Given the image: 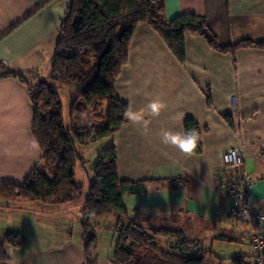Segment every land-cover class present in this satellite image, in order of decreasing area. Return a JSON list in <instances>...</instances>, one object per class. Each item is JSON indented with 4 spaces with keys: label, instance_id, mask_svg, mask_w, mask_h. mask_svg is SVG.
Masks as SVG:
<instances>
[{
    "label": "crops",
    "instance_id": "1",
    "mask_svg": "<svg viewBox=\"0 0 264 264\" xmlns=\"http://www.w3.org/2000/svg\"><path fill=\"white\" fill-rule=\"evenodd\" d=\"M69 1L0 0V185L23 184L40 160L26 85L48 80ZM159 1L168 21L186 14L206 18L221 46L264 41V0ZM184 52L181 65L148 24L136 26L126 64L114 83L115 94L134 111L146 109L153 100L166 107L159 116L145 112L147 129L127 120L89 159L93 164L113 142L118 180L148 181L141 194L122 198L127 212L150 218L147 226L152 230L178 231L200 243L212 253L207 264H232L239 258L254 264L252 228L229 217L225 184L229 177L247 172L255 182L254 207L264 212V50L223 54L210 48L204 37L186 33ZM7 73L16 78L2 77ZM224 117H230L231 124ZM186 120L200 129L199 155L162 142L164 131L184 133ZM232 147L243 150L241 167L222 164L223 151ZM79 183L82 203L26 201L6 206L0 197V240L11 233L26 240L19 248L5 245L6 264H87L80 226L87 190ZM89 261L111 264V258L103 260L98 254Z\"/></svg>",
    "mask_w": 264,
    "mask_h": 264
},
{
    "label": "trees",
    "instance_id": "2",
    "mask_svg": "<svg viewBox=\"0 0 264 264\" xmlns=\"http://www.w3.org/2000/svg\"><path fill=\"white\" fill-rule=\"evenodd\" d=\"M140 23L152 28L181 65L185 59L186 33L204 37L210 48L223 54L233 55L236 50L248 48L264 50V41L245 40L221 46L206 18L201 16L179 15L168 21L159 0H70L60 20L48 80L26 85L33 106L32 135L41 157L23 184L0 185V197L4 201L63 204L82 198L83 187L75 178V169L78 165L84 168L87 161L82 158L80 148L113 140L127 121L124 113L128 105L117 98L114 83L126 64L134 30ZM2 77L16 78V75L7 73ZM64 86L77 90L69 108V127L64 125L57 92ZM206 99L211 107L209 92ZM89 108L94 112L103 108L102 114L96 116L97 124L84 123ZM224 120L231 124L230 117ZM193 129L199 140L191 154L199 155L202 153L200 129L194 121H184V132ZM92 165L80 224L87 264H92L89 248L95 243L92 221L108 213L114 216L115 227L111 231L117 237L111 264H207L212 253L202 249L200 243L187 240L178 231L152 230L147 226L150 218L124 209L122 198L141 194L148 181L118 180L113 142ZM161 237L173 241L172 251L160 248ZM25 241L20 234H7L0 241V264L9 261L5 245L19 248ZM232 264L244 263L239 258Z\"/></svg>",
    "mask_w": 264,
    "mask_h": 264
},
{
    "label": "built area",
    "instance_id": "3",
    "mask_svg": "<svg viewBox=\"0 0 264 264\" xmlns=\"http://www.w3.org/2000/svg\"><path fill=\"white\" fill-rule=\"evenodd\" d=\"M222 164L226 167H241L244 161L243 150L239 147L227 148L222 153ZM255 182L247 172L229 177L225 191L229 196L228 215L232 219L250 225L251 250L254 253V264H264V212L253 204L252 191Z\"/></svg>",
    "mask_w": 264,
    "mask_h": 264
},
{
    "label": "rangeland",
    "instance_id": "4",
    "mask_svg": "<svg viewBox=\"0 0 264 264\" xmlns=\"http://www.w3.org/2000/svg\"><path fill=\"white\" fill-rule=\"evenodd\" d=\"M69 90H66L64 88L57 89V92L60 96L61 102H62V114H63V120L65 127H69V108L70 105L75 97V93L77 90L71 86H64ZM129 108V107H128ZM103 108H101L99 111L94 112L89 108L88 113L84 117V123H93L97 124L98 120L96 118L97 115L102 114ZM103 143L101 141L89 143L87 146H82L80 148L81 156L84 160L88 161L83 167L81 168V165L76 166L75 169V175L79 182H84V190H87V178L92 177L91 168L93 167L92 162L90 161V157L92 153L95 151L97 152L99 149L103 147ZM102 151L101 153H103ZM97 154V153H96ZM94 154V155H96ZM83 200L78 201V203H82ZM5 203V202H2ZM6 206L13 205L11 202H6ZM102 218L98 220L95 218L93 223L91 224L94 228V235H95V243L94 246H90L89 253L90 255H97L100 259H105L107 257L111 258L113 257V247H114V241L116 243L117 237L116 234L113 231V228L115 227V219L113 214H103L101 216ZM97 221V222H95ZM95 228H98L95 232ZM160 242V248L162 250H168L172 251L173 242L170 238L167 237H161L159 238ZM1 241V240H0ZM252 251V250H251ZM253 253V252H252ZM254 254V253H253Z\"/></svg>",
    "mask_w": 264,
    "mask_h": 264
},
{
    "label": "clouds",
    "instance_id": "5",
    "mask_svg": "<svg viewBox=\"0 0 264 264\" xmlns=\"http://www.w3.org/2000/svg\"><path fill=\"white\" fill-rule=\"evenodd\" d=\"M166 105L160 100H153L147 104L146 109H141L140 111H134L129 107L128 111L124 113L127 120L133 123H143L144 128L147 129L150 121L144 119L145 112L153 116H159L161 110L164 109ZM199 140L198 133L196 130L186 131L184 133H172L169 131L162 132V142L165 144H172L177 146L182 152L191 154L197 147V142Z\"/></svg>",
    "mask_w": 264,
    "mask_h": 264
}]
</instances>
